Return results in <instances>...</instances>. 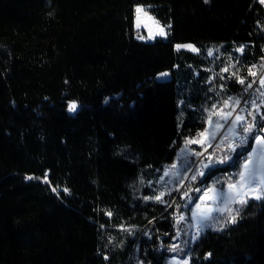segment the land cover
Here are the masks:
<instances>
[{
  "label": "trees",
  "instance_id": "16d2710c",
  "mask_svg": "<svg viewBox=\"0 0 264 264\" xmlns=\"http://www.w3.org/2000/svg\"><path fill=\"white\" fill-rule=\"evenodd\" d=\"M136 5L168 39L137 38ZM262 62L261 0H0V264H127L146 224L142 259L166 264L176 220L150 183ZM234 216L188 244L189 264H264V199Z\"/></svg>",
  "mask_w": 264,
  "mask_h": 264
},
{
  "label": "rangeland",
  "instance_id": "374dc122",
  "mask_svg": "<svg viewBox=\"0 0 264 264\" xmlns=\"http://www.w3.org/2000/svg\"><path fill=\"white\" fill-rule=\"evenodd\" d=\"M261 2L264 3V0ZM138 6L142 8L139 14L136 12ZM135 24L136 26L139 24L137 29L143 30L145 41H154L157 38L168 39L171 33V26L162 24L148 6H135ZM161 28L167 35H159ZM150 31L155 37L154 39L147 38ZM186 45L192 44L185 43L180 46L185 47ZM185 48L188 49L189 47ZM211 51L213 55L215 49ZM254 66L252 69L256 73L254 77L260 80L264 79V62ZM163 73L166 75L161 76L159 74L158 77L169 75V72ZM220 97L219 101L208 109L206 127L188 137L179 149L176 160L166 165L159 176L150 183L154 191L149 197L159 196L163 192L164 195L161 200L163 202L168 200V205L172 203L179 211V216L176 218V233L171 242L168 243L169 255L166 258V264H173V260H179L181 264L187 260L189 264L188 244L193 242L199 233L206 228L223 229L226 223L232 221L231 217L235 215L237 208L244 204L240 203L241 198L244 201L256 199V196L264 199V127L261 129L264 103L256 108L240 109L239 104L235 103L236 100H239L236 94L227 93L224 95L223 93L220 94ZM225 100H228L227 104L224 103ZM227 112H231L232 115L226 121L221 115H218V113ZM210 113L211 119H209ZM237 115L244 117V120L233 124ZM253 116H255V120L252 119ZM217 123L222 127L217 128ZM248 124L253 125V130L245 133L242 131V126ZM251 134H254L255 139L250 138ZM242 136L247 137V143L243 145L240 144ZM196 140L202 141V143L186 144V141ZM250 141H252L251 149L246 152L241 160L233 178L225 173L215 177L209 184L202 185L201 180L210 165L202 167L201 162L207 164L208 157L216 161L219 156L221 159L228 157L226 161H230L236 152L245 150L244 146H247ZM229 145L236 146L235 151H232ZM196 153H201V155H196ZM200 171L204 173L203 176L197 174ZM242 174L244 175L243 181H241ZM193 175H196L195 180L192 179ZM229 185L232 187L230 188ZM205 192H207V196H205ZM171 196L175 197L170 199ZM187 205L192 206L190 217L187 216ZM183 206L186 208L185 211L182 210ZM181 216L183 217L182 220L179 219ZM173 245L177 246L175 252L169 250Z\"/></svg>",
  "mask_w": 264,
  "mask_h": 264
},
{
  "label": "snow or ice",
  "instance_id": "6c2138e0",
  "mask_svg": "<svg viewBox=\"0 0 264 264\" xmlns=\"http://www.w3.org/2000/svg\"><path fill=\"white\" fill-rule=\"evenodd\" d=\"M204 2H205V3H208L209 0H204ZM141 11H142V8L138 6V7L136 8V12H137V14H139ZM137 27H139V24H137ZM169 27H170V25H169ZM159 35H161V36H165V35H167V33L164 31L163 28H161V29H160V32H159ZM147 38H148V39H154L155 37L153 36V34H152L151 31H150V32H149V36H148ZM138 39L144 40V39H146V38H145L144 36H138ZM177 47H181V46L178 45ZM185 47L192 48L193 51H199V49H196L194 45H186ZM238 51L243 52V51H244L243 46H241V47L238 49ZM208 55H212V51H211V49L208 50ZM253 67H255V66H253ZM223 71L226 72V71H228V69L225 68V69H223ZM248 72H249V74L252 75V76H255V75H256V73L252 70V68H249V69H248ZM160 75H161V76H164V75H166V73H161ZM233 75H235V73H233ZM239 83L243 84V83H244V80H243V79H240V80H239ZM260 83H261L262 85H264V79H261V80H260ZM251 86H252L251 84L248 85L249 88H250ZM217 94L219 95V93H217ZM229 100H231V97H229ZM224 103L227 104V103H228V100H225ZM235 103L238 105L240 102H239V100H236ZM77 108H78V104H77L76 101H69V102H68V104H67V110H68L70 113H75L76 110H77ZM218 115H221L222 118L225 119V121H226L227 118H228L229 116L232 115V113H231V112H227V113H218ZM209 119H211V113L209 114ZM252 119L255 120V116H253ZM243 120H244V117H242V116H240V115H237V116L235 117V121L233 122V124H235L236 122L243 121ZM216 127H217V128H220V127H222V125H220L219 123H217ZM261 127H264V117L261 118ZM252 130H253V125H252V124H248L247 126H242V131L245 132V133L252 132ZM225 138H227V137H225ZM253 139H255V137H253ZM187 143H202V141H199V140H196V141H186V144H187ZM221 143H223V141H221ZM246 143H247V137H246V136H242L241 139H240V144L243 145V144H246ZM258 143H259V141H258ZM217 147H220V145H217ZM229 147H230V149H231L232 151H235V147H236V146L229 145ZM196 155H201V153H196ZM207 159H208V163H207V164H204L203 162H201L202 167H208L209 165H213V168H214L215 165L225 163L226 160L228 159V157H225L224 159L217 158L216 161H213V160L211 159V157H208ZM245 168H247V165H245ZM211 171H212V169H210L209 175H211ZM197 174H199V175H201V176L204 175V173H203L202 171L198 172ZM26 178H27V179H32V177H26ZM192 179L195 180V179H196V175H193V176H192ZM243 180H244V175L242 174V175H241V181H243ZM229 187L231 188L232 185H229ZM53 191H55V189H53ZM65 191H68V189H65ZM197 191H199V189H197ZM163 195H164V193L162 192V193H160L159 196L145 197V199H156V200H161V197H162ZM185 195H187V193H185ZM205 196H207V192H205ZM256 199H260V196H256ZM161 202H163V201H161ZM245 202H246V201H244L243 198H241L240 203H245ZM197 208H199V205H197ZM107 215H108V216H111L112 213H111V212H108ZM236 215H239V212H238V211H237ZM179 219L182 220L183 217L181 216ZM231 220H232V222H235V221H236V216H232V217H231ZM121 227H123V226H121ZM126 230L130 231V229H126ZM169 250L175 252V251H177V246H176V245H173V246H171V248H170ZM208 256H211V253H209ZM105 259H107V257H105ZM141 264H142V262H141ZM173 264H181V262H180L179 260H173ZM183 264H188V261H187V260H184V261H183Z\"/></svg>",
  "mask_w": 264,
  "mask_h": 264
},
{
  "label": "built area",
  "instance_id": "2783aa9c",
  "mask_svg": "<svg viewBox=\"0 0 264 264\" xmlns=\"http://www.w3.org/2000/svg\"><path fill=\"white\" fill-rule=\"evenodd\" d=\"M136 36H143V32L141 29H137ZM251 84L252 86L249 88L248 85ZM247 85L243 87L241 92L237 95L239 99V108L240 109H247V108H256L260 107L264 103V89L263 85L260 83L259 78H255ZM166 204L169 203L168 200L165 201ZM173 208V209H172ZM169 209L172 211V216L176 220V218L179 216V211L176 208L175 205H172V203L169 205ZM185 206H183L182 210L185 211ZM143 238H147L146 245H143L142 242ZM157 238L158 240H162L163 236L159 235ZM154 236L151 234V229L149 227V224H146L144 227L140 229V232L136 236V243L135 246L132 249V252L130 253L129 260L127 264H145L142 259V251L148 250V244L149 248L150 246L155 250L156 248L153 247L152 243H154ZM157 240V239H156ZM144 246V247H143ZM163 248V245L161 244V249Z\"/></svg>",
  "mask_w": 264,
  "mask_h": 264
}]
</instances>
